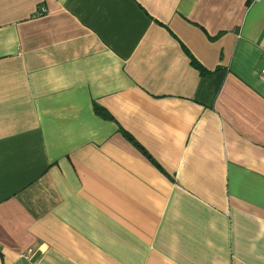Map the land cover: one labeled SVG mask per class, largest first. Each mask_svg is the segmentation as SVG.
<instances>
[{"label":"crops","instance_id":"obj_1","mask_svg":"<svg viewBox=\"0 0 264 264\" xmlns=\"http://www.w3.org/2000/svg\"><path fill=\"white\" fill-rule=\"evenodd\" d=\"M263 46L264 0H0V264H264Z\"/></svg>","mask_w":264,"mask_h":264},{"label":"trees","instance_id":"obj_2","mask_svg":"<svg viewBox=\"0 0 264 264\" xmlns=\"http://www.w3.org/2000/svg\"><path fill=\"white\" fill-rule=\"evenodd\" d=\"M192 61H193V63H194L198 68L201 69V65H200L195 59H193ZM96 109H97L96 111H97V112H100L103 116H105V117L108 116L107 113H104L105 111H104L101 107L96 106Z\"/></svg>","mask_w":264,"mask_h":264},{"label":"built area","instance_id":"obj_3","mask_svg":"<svg viewBox=\"0 0 264 264\" xmlns=\"http://www.w3.org/2000/svg\"><path fill=\"white\" fill-rule=\"evenodd\" d=\"M263 58H264V46H263ZM261 76L264 78V64H263V68L261 70Z\"/></svg>","mask_w":264,"mask_h":264}]
</instances>
